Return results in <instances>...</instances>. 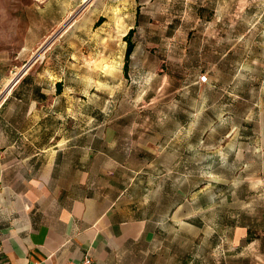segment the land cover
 <instances>
[{"label": "rangeland", "instance_id": "1", "mask_svg": "<svg viewBox=\"0 0 264 264\" xmlns=\"http://www.w3.org/2000/svg\"><path fill=\"white\" fill-rule=\"evenodd\" d=\"M0 56L58 96L64 179L71 137L107 143L191 191V264H264V0H0Z\"/></svg>", "mask_w": 264, "mask_h": 264}, {"label": "crops", "instance_id": "2", "mask_svg": "<svg viewBox=\"0 0 264 264\" xmlns=\"http://www.w3.org/2000/svg\"><path fill=\"white\" fill-rule=\"evenodd\" d=\"M22 72L0 56L2 258L67 264L87 253L92 264H191V239L185 246L183 233L185 245L176 242V212L187 197L190 205L191 191L177 189L173 176L107 170V143L97 151L79 137L67 144L71 175L64 179L58 96L49 108L32 73ZM116 160L109 159L114 166ZM182 220L191 227L190 218Z\"/></svg>", "mask_w": 264, "mask_h": 264}, {"label": "built area", "instance_id": "3", "mask_svg": "<svg viewBox=\"0 0 264 264\" xmlns=\"http://www.w3.org/2000/svg\"><path fill=\"white\" fill-rule=\"evenodd\" d=\"M202 80L204 81L205 77H202ZM0 264H11V263H9L7 260L3 259L2 255L0 253ZM67 264H92V259H91L90 255L86 253L79 262H77V263L69 262Z\"/></svg>", "mask_w": 264, "mask_h": 264}, {"label": "trees", "instance_id": "4", "mask_svg": "<svg viewBox=\"0 0 264 264\" xmlns=\"http://www.w3.org/2000/svg\"><path fill=\"white\" fill-rule=\"evenodd\" d=\"M133 44L131 42H129V45L127 47V50H126V54H125V60H128L129 57L131 56L132 52H133Z\"/></svg>", "mask_w": 264, "mask_h": 264}, {"label": "water", "instance_id": "5", "mask_svg": "<svg viewBox=\"0 0 264 264\" xmlns=\"http://www.w3.org/2000/svg\"><path fill=\"white\" fill-rule=\"evenodd\" d=\"M87 1H88V0H85L84 3H86ZM22 71L24 72L25 70H22ZM23 72H22V73H23ZM22 73H21V74H22ZM21 74H19V75H21ZM19 77H20V76H19ZM16 81H17V79L13 82V84H14Z\"/></svg>", "mask_w": 264, "mask_h": 264}]
</instances>
